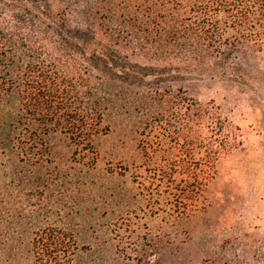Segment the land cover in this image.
<instances>
[{
    "label": "trees",
    "instance_id": "obj_1",
    "mask_svg": "<svg viewBox=\"0 0 264 264\" xmlns=\"http://www.w3.org/2000/svg\"><path fill=\"white\" fill-rule=\"evenodd\" d=\"M248 43L264 44V0H0V149L38 164L60 133L73 155L93 163L106 119L135 109L147 168L185 213L242 135L217 107L162 88L164 68L135 60L187 51L204 59L222 45ZM31 245L38 264H71L77 250L73 234L56 225L37 229Z\"/></svg>",
    "mask_w": 264,
    "mask_h": 264
},
{
    "label": "rangeland",
    "instance_id": "obj_2",
    "mask_svg": "<svg viewBox=\"0 0 264 264\" xmlns=\"http://www.w3.org/2000/svg\"><path fill=\"white\" fill-rule=\"evenodd\" d=\"M80 21L72 12L70 23ZM210 52L135 60L164 68L162 88L217 107L240 129L242 144L219 163L199 202L182 213L174 192L157 186L139 147L140 114L121 108L106 119L110 130L98 138L93 163L73 155L60 133L38 164L0 149V264H38L31 243L47 225L73 234L71 264H201L209 257L264 264V44Z\"/></svg>",
    "mask_w": 264,
    "mask_h": 264
}]
</instances>
